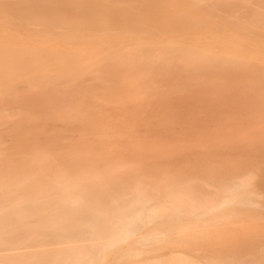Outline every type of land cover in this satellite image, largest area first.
I'll use <instances>...</instances> for the list:
<instances>
[{
  "label": "bare ground",
  "instance_id": "bare-ground-1",
  "mask_svg": "<svg viewBox=\"0 0 264 264\" xmlns=\"http://www.w3.org/2000/svg\"><path fill=\"white\" fill-rule=\"evenodd\" d=\"M114 1L138 5L0 8V264H264V0ZM153 73L178 106L206 107V125L192 111L175 134L178 114L161 117L168 141L92 111L87 83L119 79L110 101L158 97L161 112ZM81 74L92 76L70 86ZM68 123L86 136L67 146L55 124ZM199 232L236 236L189 246Z\"/></svg>",
  "mask_w": 264,
  "mask_h": 264
},
{
  "label": "rangeland",
  "instance_id": "rangeland-1",
  "mask_svg": "<svg viewBox=\"0 0 264 264\" xmlns=\"http://www.w3.org/2000/svg\"><path fill=\"white\" fill-rule=\"evenodd\" d=\"M15 1H19V0H0V8L1 7L13 8L14 4L17 3ZM21 1H23V0H21ZM34 1H40L39 2L40 8L47 9L48 6H50L52 8L59 9L62 12H65V13H67L68 10H74V8H76V7H74V5H77V6H80V7L89 5V6H92V7L96 8V9H102V7L104 8L106 5H108V3H114V4H117L119 6H131V7H136V5H138L135 2H127V4H126V2L117 3L114 0H85V1L82 0V2H80L78 4H74L72 2L73 0H64V1H69V2H63V3L60 2L59 0H34ZM46 1H48V2H46ZM216 1L217 0H207L208 3H215ZM253 1H256V0H232L233 4L235 6H237V7L241 6V5H243V6H245V5L254 6L255 4H252ZM184 2L189 4V5L196 6L197 8H200V9L210 5V4L207 5V4H204V3H200V2L195 1V0H184ZM192 2H194L195 4L192 3ZM28 5H30V4H28ZM32 28L37 29V30H43L45 27L43 25H32ZM72 33H77V31H73ZM91 76H92L91 74H81L78 78L74 79L69 84L72 87L81 86L79 84L84 83L85 80H87V79H91ZM149 79L152 80L151 81V83H153L152 84L153 85L152 90H153V92L155 94L158 95L159 92H166L167 93V98H168L167 99V103L163 104L165 107L163 105H161V106H163L162 111H161L162 113L160 112L159 108L157 107L158 105H156L154 103V102L157 101L158 97L154 98V101L151 99L148 102L143 103V105H141V106H139L140 104H138V102H136L133 99L126 98V96H123L124 99H126V101H124V102H120L118 100L110 101L109 100L110 99L109 96H110V93L112 91H114V89L117 90L116 91L117 95H122L123 94V89L122 88L124 86L122 84H120L121 82H120L119 79H113L112 81H110L108 83H102L100 81L98 82V81H95V80H90L91 82L87 83L90 86V88L93 89V91L95 92V95H96L95 99H94V103H92V106H91L92 111L94 110V113L97 114V117L99 119L102 118L103 121L109 120V122H111L113 125L115 123L114 128L117 129L123 135H127V133L134 132L140 137H143V136L145 137V136H147V135H149V134H151V133H153L155 131L156 133L154 132L153 134L155 135L156 138H158L160 140H168V141L173 140V137L170 138L168 136L167 137L164 136V135H166L169 132V130L166 131L167 127L164 128L163 126L160 125L159 119L161 117H169V116H171V114H178L176 122L173 123L170 126L171 127L170 129H172V132L175 133V134H177V133L179 134L180 126H181L180 125L181 120L188 118V114L191 115L192 111L196 112L194 114L195 117H193L194 118L193 120H195L194 123L196 122V123H200V124H205L206 125V122H208V120H209L207 118V115H206V110H207L206 107H204V109H205L204 112L203 111L200 112L198 109L194 110L195 108L193 106H192V109H191V105L190 104L188 105V104L185 103V105H183V106H178L177 104L179 102L177 103V98L180 97V95H178V93H180V92H177L175 89L171 88L172 83L169 82V80H167L164 77H161L158 73H153L152 75L149 76ZM154 85H156V86H154ZM157 86H161V88L157 89L156 88ZM160 89H162V91H160ZM186 93H187V91H186ZM127 99H129V100H127ZM107 107H109V108H107ZM178 107L179 108L182 107L181 110ZM112 108H114V109H112ZM41 110H42V108H40V107H33V109L30 108L31 112H39ZM177 111H178V113H177ZM22 112L27 115V113L29 112V108L27 109L26 106L23 107L22 108ZM8 113L12 114V112H8ZM165 113H167V114H165ZM180 113H182V114H180ZM39 114H40V112H39ZM31 116H33V115H31ZM127 116H128V118H126ZM34 117H38V119L41 118L40 115H37V114H35ZM181 117H183V118H181ZM245 117L246 116L243 114L242 115V119H239V121H242V125H245V126L249 127V122H248L247 119H245ZM131 118L133 119V123L134 124H132V121H131L132 119ZM199 118H200V120H199ZM113 119H114L115 122H113ZM126 121L129 122V123H127ZM184 121H188V120L186 119ZM148 122L150 124H148ZM177 122H179V123H177ZM118 123H119V125H118ZM142 123H143V125H144V123H146L147 127L145 128L146 124L143 126ZM121 125H123V126H121ZM158 125H159V127H158ZM7 126H8V124L3 125V130L0 131V135L5 137L3 147L5 146V144L9 145V142L6 143L7 137H9L8 136L9 132L6 130ZM55 126L57 127L58 130L61 129L63 131L64 138H67L64 141V142H66L65 145H67V146L70 143L69 139L82 138V137L86 136V135H82L80 133L79 129L77 128V126L75 124H72V123H68L65 126L64 125H60V124H55ZM118 126H120V127H118ZM121 127H124V128H121ZM141 127L143 129L145 128L144 129L145 131ZM148 127H151V128H148ZM131 128L133 130H130ZM161 128H163V130ZM123 129H125V130L122 131ZM140 129H141V131H139ZM149 129H152V130H149ZM159 129H161V130H159ZM227 129H228V131L231 130L229 127H227ZM161 131H163V132H161ZM140 133H142V134L144 133L143 136ZM182 133H183V131L180 133V135ZM187 155L190 156L191 154L189 153ZM176 170H175L176 172L184 173V174H190V173L203 174V173L208 171L207 168H203L200 171V169H188L187 170V169H184V168H181V167L177 168ZM197 171H198V173H197ZM216 171L223 172L222 169L221 170H216ZM201 172H203V173H201ZM198 181L203 183V184H208V183L213 184V182L208 180L207 178H206V180L201 179V180H198ZM198 181H195V183L198 182ZM208 187L212 188L210 185ZM220 211L221 210H215L214 212L215 213H219ZM205 217H207V216H205ZM228 232L224 233V235L226 234L225 236L223 234H221V232L217 233L218 236L216 234H215L216 236H214V234L211 233V232L205 233L206 235L204 233H202V235L204 234L203 236L200 235V232H199V234L198 233H194L195 234V236L193 234L194 238L193 239H189L187 241V243L189 242V246H192V245L193 246H197V245H199L200 243L203 242V239L207 240L208 239V238H206L207 236L210 238L209 239L210 241L211 240L214 241V240H216L218 238H226V241L228 239H230V238L234 239V237L236 235L233 234V233L232 234L228 233ZM214 237H216V239ZM194 239H195L194 243H191L190 240L192 241ZM114 248L115 247L113 246V247H111L109 249H106V251L107 252L111 251V249H114ZM145 255L146 254L143 253V255L140 254L138 257H135V258H132V259L141 258V257H143Z\"/></svg>",
  "mask_w": 264,
  "mask_h": 264
}]
</instances>
